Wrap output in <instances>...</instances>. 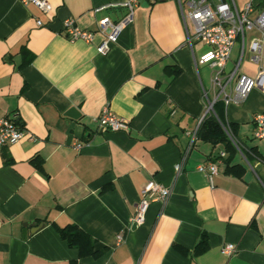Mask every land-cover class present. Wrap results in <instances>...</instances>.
Instances as JSON below:
<instances>
[{
    "label": "crops",
    "instance_id": "crops-1",
    "mask_svg": "<svg viewBox=\"0 0 264 264\" xmlns=\"http://www.w3.org/2000/svg\"><path fill=\"white\" fill-rule=\"evenodd\" d=\"M47 1L51 15L22 0H0V119L25 133L0 146V264H264V140L255 138L254 122L264 112V90L241 104L221 102L244 154L232 160L244 172L227 173L224 145L191 143L205 93H215L214 69L197 64L210 48L187 42L178 0H140L106 55L97 52L101 35L70 43L64 22L95 32L100 19L123 18L125 0ZM251 1L264 11V0H235L239 8ZM253 37L243 54L237 41L226 73L238 66L237 75L255 78L264 70V58L254 62L248 50ZM167 68L181 73L169 76ZM106 107L129 123L128 132L99 128ZM71 109L80 117L67 116ZM221 153L212 179L198 171ZM149 181L171 195L152 201L135 225ZM69 224L96 241L97 257L81 258L61 238L55 225ZM203 237L207 250L198 253ZM229 243L237 250L225 256Z\"/></svg>",
    "mask_w": 264,
    "mask_h": 264
},
{
    "label": "built area",
    "instance_id": "built-area-1",
    "mask_svg": "<svg viewBox=\"0 0 264 264\" xmlns=\"http://www.w3.org/2000/svg\"><path fill=\"white\" fill-rule=\"evenodd\" d=\"M24 3H32L46 15L53 13V6L47 0H22ZM149 3H156L159 0H147ZM182 19L187 28V42L191 46L193 41L200 42L210 48L200 58L197 64L207 65L214 69L212 83L214 87L213 98H209L207 93V105L205 115L199 121L197 129L190 133L191 143L197 139L200 125L208 114H214V106L218 102L228 106L232 103L241 104L252 91L264 90V70L261 69L255 78L245 75H237L238 66L229 73L225 69L231 58V53L237 41L241 44L242 54L246 51L247 35L255 33L258 37H253L248 45L251 58L254 62H259L264 58V11L255 5L253 1L246 4L243 8L236 5L235 0H178ZM140 0H125L122 7L125 15L117 22L109 18L100 19L97 23L95 32L85 31L78 28L72 20H67L63 25V32L70 43L84 41L94 43L97 35L102 36V41L97 46L99 54L109 53L111 45L116 44L123 29L133 23L136 10ZM96 11H99L96 10ZM193 26V32L188 30V23ZM38 26H42L41 21H37ZM99 128L105 131H124L130 130L129 123L115 115L108 107L104 108L97 117ZM256 125L255 138L264 140V112L254 118ZM233 145L238 152L243 154L241 142L233 135L229 128L224 127ZM25 136L24 131L10 119H0V146H10L18 143ZM77 144V149L81 148ZM183 161L176 165L177 172L182 171ZM225 153L210 161L207 165L198 167V171L212 179L219 169V165ZM171 195L169 188L155 182L149 181L141 191V200L136 207V212L132 218L135 225L143 220L146 210L152 201L166 202ZM1 229V222H0ZM118 242L123 241L122 235H118ZM234 244H226L221 252L225 256H231L236 252Z\"/></svg>",
    "mask_w": 264,
    "mask_h": 264
},
{
    "label": "trees",
    "instance_id": "trees-1",
    "mask_svg": "<svg viewBox=\"0 0 264 264\" xmlns=\"http://www.w3.org/2000/svg\"><path fill=\"white\" fill-rule=\"evenodd\" d=\"M166 73L169 76L176 77L180 75L181 69L179 68H167ZM224 105L218 102L214 106V114H208L203 119L200 128L197 133V138L204 142L211 143L212 145H224L227 152L230 153L229 157L224 160L226 165V172L231 174L241 175L244 169L240 165H232L234 154L237 153V149L233 145L229 136L225 132L224 127L229 128L233 135L237 138L236 125L228 123L223 119ZM32 163L42 170V164L38 159H33ZM61 238L67 242L70 247L77 248L79 250V256L81 258L97 257L99 251L96 250V241L85 231L79 228L75 224H69L65 227H59L55 225ZM207 250V241L203 237L201 243L197 248L198 253H203Z\"/></svg>",
    "mask_w": 264,
    "mask_h": 264
},
{
    "label": "water",
    "instance_id": "water-1",
    "mask_svg": "<svg viewBox=\"0 0 264 264\" xmlns=\"http://www.w3.org/2000/svg\"><path fill=\"white\" fill-rule=\"evenodd\" d=\"M67 116L77 119L80 117V114L76 109H71L70 111H68ZM27 225L35 226V224L32 225L31 223H27Z\"/></svg>",
    "mask_w": 264,
    "mask_h": 264
}]
</instances>
